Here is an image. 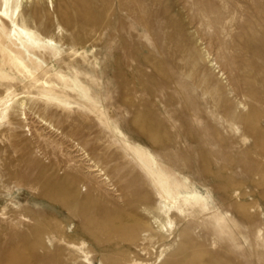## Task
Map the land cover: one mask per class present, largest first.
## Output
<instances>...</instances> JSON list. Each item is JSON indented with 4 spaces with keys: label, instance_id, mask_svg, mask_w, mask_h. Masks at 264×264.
<instances>
[{
    "label": "rangeland",
    "instance_id": "1",
    "mask_svg": "<svg viewBox=\"0 0 264 264\" xmlns=\"http://www.w3.org/2000/svg\"><path fill=\"white\" fill-rule=\"evenodd\" d=\"M7 95L0 264H264V0H0Z\"/></svg>",
    "mask_w": 264,
    "mask_h": 264
},
{
    "label": "bare ground",
    "instance_id": "2",
    "mask_svg": "<svg viewBox=\"0 0 264 264\" xmlns=\"http://www.w3.org/2000/svg\"><path fill=\"white\" fill-rule=\"evenodd\" d=\"M46 99H47V98H46ZM47 101H49V99H47ZM8 102H9V95H7L6 97H2V98H0V108H2V109L0 110V121H2L3 119H6V118H7V117H6V114H7V111L9 110ZM23 108H24V104L22 103V104H21V112H22V115H24V113H23ZM24 118H25V117H24ZM170 192H171V190L168 189V186H167L166 183H164V182H160V183H159V193H160V195H162V194L165 193V194H167L168 197H169V196H170ZM184 202L186 203V202H187V199H185ZM162 204H163V206H164L165 208H166V206L169 204V205H168V206H169V207H168V210H167L166 212L171 211V210L173 209V210H176L177 213H179V214L183 213L182 209H181L180 207H177V205H176V200H175V198H173L172 196H170V197L167 198V199L163 198V200H162ZM160 212H162V209H160ZM166 212H162V213H166ZM153 223L156 225V228L158 229V231H159L160 233H162V231L164 230L165 226H164L163 224H161V223L158 221L157 217H155V216L153 217ZM167 224L170 225L171 222L168 221Z\"/></svg>",
    "mask_w": 264,
    "mask_h": 264
}]
</instances>
